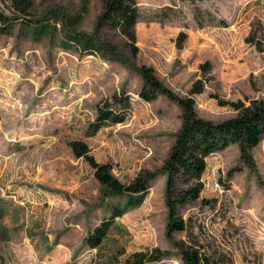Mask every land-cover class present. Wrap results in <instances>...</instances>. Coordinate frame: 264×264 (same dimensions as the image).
<instances>
[{"label":"rangeland","instance_id":"374dc122","mask_svg":"<svg viewBox=\"0 0 264 264\" xmlns=\"http://www.w3.org/2000/svg\"><path fill=\"white\" fill-rule=\"evenodd\" d=\"M104 1L0 0L8 16L0 29L2 264H122L154 248L165 255L150 264H183L165 235L161 174L182 111L162 93L141 99L136 69L151 67L178 97L205 80L194 108L215 122L236 115L215 96L245 103L264 97V51L246 41L254 33L264 48V0H136L135 55L119 31L98 26ZM163 6L174 7L175 17L151 20ZM194 7L213 19L205 14L207 22L198 26ZM180 31L187 38L177 49ZM205 61L211 79L201 73ZM122 89L132 105L125 121L86 137L96 106ZM71 140L86 142L123 183L142 169L158 173L142 204L115 218L96 248L86 244L87 234L123 201L106 193L88 163L73 156ZM252 153L254 171L241 163L236 144L211 154L201 197H217L222 207L182 211L184 218L203 221L194 231L200 243L229 264H264V138Z\"/></svg>","mask_w":264,"mask_h":264},{"label":"trees","instance_id":"16d2710c","mask_svg":"<svg viewBox=\"0 0 264 264\" xmlns=\"http://www.w3.org/2000/svg\"><path fill=\"white\" fill-rule=\"evenodd\" d=\"M174 9L172 6H163L153 12L151 20L165 23L175 17ZM205 14L209 15V19H213L210 13L203 12L199 7L193 8V18L200 27L207 22ZM138 19L139 11L136 0H105L97 23L98 26L119 31L128 40L135 55V25ZM7 20L8 16L0 10V29H5V25L8 24ZM223 23L222 21L221 24L223 25ZM186 38L187 34L180 31L176 39L177 49L183 47ZM246 41L254 45L258 51H264L261 38L257 39L254 33H251ZM199 67L204 76L212 78L209 61L201 63ZM136 70L141 78L138 92L141 99L152 101L162 93L177 102L182 111L181 125L161 168V174L165 176L166 238L172 241L183 264H229L228 259L223 260V253L205 250V246L200 243L198 233L194 231L203 226V221L192 215L184 218L182 211L189 205L214 210L219 204L217 197H201L203 189L201 177L206 169V159L211 154L225 149L230 144H236L241 163L249 170H255L256 164L252 150L264 138V97L245 103L227 101L215 96L219 105L229 106L236 111V115L215 122L200 117L194 108L195 96L203 92L205 80L200 79L195 82L189 90L188 96L178 97L162 84L151 67L141 65ZM131 110L129 94L124 89L115 92L109 100H104L96 106V115L87 124L84 135L91 137L103 126L124 122ZM68 144L75 158H82L88 163L93 170L94 178L104 191L120 197L123 201L122 204L114 205L110 209V215L101 220L87 234L86 244L91 248H96L114 223L115 218L142 204L148 194L151 182L158 173L142 169L132 180L123 183L112 174L111 166L108 163L96 161L86 142L71 140ZM240 169L235 168L234 172ZM234 172H229V176ZM219 206L222 207L221 204ZM1 215L0 207V217ZM176 233H185V238L174 241L173 236ZM164 255L156 248L137 251L122 264H150L158 262ZM0 264H2L1 254Z\"/></svg>","mask_w":264,"mask_h":264}]
</instances>
